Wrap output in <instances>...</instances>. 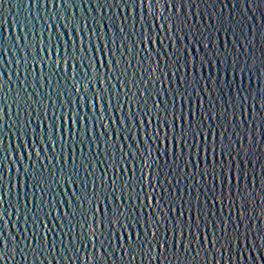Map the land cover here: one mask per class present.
<instances>
[{
    "label": "water",
    "instance_id": "95a60500",
    "mask_svg": "<svg viewBox=\"0 0 264 264\" xmlns=\"http://www.w3.org/2000/svg\"><path fill=\"white\" fill-rule=\"evenodd\" d=\"M90 36L103 84L52 64ZM0 114V264H264V0H0ZM197 122L207 153L179 141ZM94 191L129 216L97 224Z\"/></svg>",
    "mask_w": 264,
    "mask_h": 264
},
{
    "label": "snow or ice",
    "instance_id": "6c2138e0",
    "mask_svg": "<svg viewBox=\"0 0 264 264\" xmlns=\"http://www.w3.org/2000/svg\"><path fill=\"white\" fill-rule=\"evenodd\" d=\"M169 2H170V0H169ZM140 3H141V5H143V0H140ZM151 3H152V0H148L149 6H151ZM161 3H163V2H160L159 4H161ZM163 7H164V5H163ZM160 19L163 21V23H167L169 29L171 30L174 21L172 20L171 17H167V16L163 15V9L160 11ZM169 20H172L171 25H169ZM163 23L161 24V28H163ZM75 28H76V32H80V30H81L80 29V25L78 27H75ZM84 31L87 34V22H85ZM100 39L102 40L103 36H101ZM148 39H149V37L146 35L145 36V45H147V40ZM151 39H152L153 43H155V39H156L155 35H153L151 37ZM91 43H92V37L90 36L89 37V44H88V47H87V51H85V42H84V39L82 37L80 38V41H79V48H77L76 41L73 40L72 47H71V52H69V49H68V47L66 45L64 47V54H63L62 57H61V53H60V46L57 45V47H56V59H55V61H52V64L55 65L56 70H60L61 64H63V71L65 73H67L68 72L69 63H71L72 64V70H73L72 71V76H73V78H75V76H76V73H75L76 62L79 61V62H81V64H83V62L87 60L89 62V66L92 68V73H91L92 77H93V73H95V78L99 75L101 83L103 84L104 79H105V74H104V72L101 71V69L104 68V60H105V58L108 59V67H109V69L112 68V59L109 57L108 45L105 43L104 49H103V55H101V48H100L99 43H97L96 44V52H95V55H93ZM48 51H49V59H51V54H52L51 46H49ZM41 53H43V47L41 48ZM114 54L115 53H113V55ZM77 57H79V59H77ZM97 59H99V61H100V72L99 73H97V70H96V67H95ZM36 61L40 62V67H41V70L43 71L44 61H43V59L37 60L35 58V52L33 51V63L37 64ZM116 63H117V66H119V61L118 60H117ZM152 71H153V73H155L156 70L153 69ZM79 91H80V89L77 88V92H79ZM85 91H87L86 87H85ZM104 93L108 94V89L107 88L104 89ZM114 94H115V89H113V94H108L109 108H111L112 95H114ZM103 99H104V96L100 95L99 93L95 97L96 103H100L101 104V113H103V104H102ZM91 100H92V98H90V102H91ZM158 106L159 105L157 104L156 107L158 108ZM81 107H83V104H81ZM92 107L94 108L95 106L92 105ZM148 114L149 113H145V115H148ZM61 115H62V118H63V126H64L65 132H68L69 120L71 121L72 129H76V123H77L78 119L80 120L81 123L84 120V116L81 115V113L78 112L75 108H73V109H67L66 108L62 112ZM129 118H131V114L129 115ZM0 119H2V114H0ZM114 123H115V121H114ZM141 123H143V120H141ZM120 124L121 125L125 124L124 118L122 116H121V119H120ZM48 127L51 130V127H52L51 124H49ZM56 127H57V132H59V129L61 127L60 118L59 117L57 118ZM211 135H212V138H213V144L210 147L212 148V151L215 152V137H216V133L212 132ZM201 136H203V144H200V143L196 142L197 138H199ZM185 137H187L188 140L193 141L192 147L197 148L198 151L202 150L205 153L208 152V147L209 146L207 145V141H208V137H209V131L208 130L206 131L205 128L202 125H200L198 122H197L196 125L189 124V126L186 129H182L181 130L180 140L179 141L180 142H184L185 141ZM164 138H166V135H165ZM48 139L51 142V140H52L51 131H49ZM60 139L62 140L63 137L61 136ZM41 142L43 143V134H42V137H41ZM223 148H224L223 134L221 133V149L223 150ZM36 154H37V156H39V150H37ZM64 159H65V164H66L68 162V157H65ZM72 163H73V165L75 164V158H73V162ZM25 172H27V168H25ZM148 175H150V173H148ZM144 176H145V174H144ZM34 179H35V177H34ZM229 179H230V177H229ZM73 182H75V181L72 178V175H70L68 177V179H67V183L72 185ZM102 187H103V183L101 185V188ZM93 189L95 190V181H93ZM73 194L75 195V193H73ZM101 196L104 197V201H105V199L107 200V203H104L103 220H97V224L105 223V226H107L108 223H111L112 225H116V224L120 223L122 221V219H126L129 216V210L127 208H124L123 205H121L120 207H117L116 204L113 203V201L111 199H109V197H107L104 194V192H98L97 193L95 191L93 193V197L91 199V202H89V200H88V204L90 205L89 206V212H90L91 215L93 214L92 213V206H91L93 199L97 200V204H96L95 210H94L95 214L97 215L98 213H100V211H101V208H100V204H101L100 197ZM147 198H148V201H151L149 203V206H151L152 205V194L147 193ZM76 199L80 200L81 197L80 196L76 197ZM117 199H119V197ZM157 203H159V201H157ZM109 206H111V207L109 208ZM0 219H3L2 215H0ZM149 226H152V225H149ZM177 226H179V225H177ZM132 227H133V229H135V223L132 224ZM124 228L127 231V228H128V224L127 223H124ZM90 230H91L92 237H94L95 234H96V229L95 228H91V226H90ZM152 235H153V238H154L156 233L153 232ZM145 239H147V231H145ZM121 240L123 242V237H121ZM128 240H129V247L132 248V249H135L138 244L142 243V241L140 240L139 232H136V243H133V241H132V233L131 232L128 234Z\"/></svg>",
    "mask_w": 264,
    "mask_h": 264
}]
</instances>
